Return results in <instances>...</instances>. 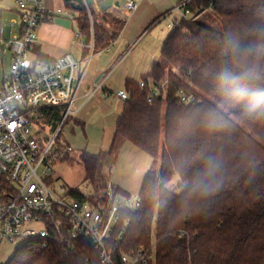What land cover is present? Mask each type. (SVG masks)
Returning <instances> with one entry per match:
<instances>
[{"label": "trees", "instance_id": "16d2710c", "mask_svg": "<svg viewBox=\"0 0 264 264\" xmlns=\"http://www.w3.org/2000/svg\"><path fill=\"white\" fill-rule=\"evenodd\" d=\"M186 9L202 13L191 20L173 19L161 49L166 66L156 64L140 79L143 87L140 80L127 81L111 148L79 150L94 194L75 187L69 194L100 198L107 184L101 172L107 155L129 141L152 163L139 204L120 209L107 243L115 258L121 251L154 245L153 259L142 264H264V0H192ZM92 17L91 25L81 7L75 19L86 44L92 42L98 51L116 33L102 22L109 15L92 12ZM31 53L35 60L52 62L36 46ZM154 89L157 94L149 102ZM180 90L194 100L181 101ZM62 113L61 107L48 108L41 119L54 129ZM72 151L61 160L73 159ZM173 176L177 187L165 186ZM4 264L103 263L90 239L79 236L65 243L22 241Z\"/></svg>", "mask_w": 264, "mask_h": 264}, {"label": "built area", "instance_id": "2783aa9c", "mask_svg": "<svg viewBox=\"0 0 264 264\" xmlns=\"http://www.w3.org/2000/svg\"><path fill=\"white\" fill-rule=\"evenodd\" d=\"M191 1L178 0L173 9L182 10V18L186 19V14L190 13L186 6ZM65 2L68 3L65 8H48L46 0H15L14 11L18 17L6 22L2 20L4 10L0 8V68L3 69L0 81V245L16 239L37 238L65 243L67 239L85 236L98 250L103 264L147 263L154 257V245L121 251L115 258L107 244L120 220V209L127 203V200L115 198L116 187L107 183L100 198L80 200L70 196L69 189L64 187L61 188L65 191L62 196L56 194L49 181L53 164L73 150L60 133L62 125L74 111L80 62L70 52L50 63L35 60L31 52L37 43V28L42 22L59 15L76 23L77 9L72 4L84 7L91 25L93 23L92 9L87 0ZM120 2L128 12L137 7L135 0ZM201 13L197 12L191 19ZM80 32L79 29L78 35ZM138 40L132 42L115 64L103 72L96 87L130 54ZM87 46L93 51L92 42ZM6 54L9 55L7 71L2 67ZM144 85L145 82L140 80V86ZM116 94L122 101L127 98L125 88ZM156 94L157 90H152L148 101ZM179 95L181 101L194 100L192 94L182 90ZM56 106L63 110L59 128L55 127L48 134L44 131L48 125L41 119L42 112ZM58 142L65 147L59 149ZM138 204L139 199L134 205ZM123 231L124 228L121 234Z\"/></svg>", "mask_w": 264, "mask_h": 264}, {"label": "crops", "instance_id": "0c3cea01", "mask_svg": "<svg viewBox=\"0 0 264 264\" xmlns=\"http://www.w3.org/2000/svg\"><path fill=\"white\" fill-rule=\"evenodd\" d=\"M135 1L136 9L128 12L120 0H87L92 12L98 17L109 15L108 18L102 19V22L106 28L116 33L114 40L102 50L90 51L84 33L81 31L78 35V25L65 16L59 15L44 21L37 28L35 46L49 61L70 52L80 62V81L74 111L69 120L71 132L75 126L80 127L86 142L93 135L98 136L101 133L102 136L107 135L110 140L108 142L112 143L115 126L124 105L116 92L125 88L127 81H139L140 77L151 72L162 60L161 49L165 39L157 42L146 27L161 14H169L175 6L174 0ZM46 6L65 8L66 4L65 0H46ZM118 20L122 21L121 26L118 25ZM137 38L139 40L130 54L115 66L99 87H96L95 84L100 82L103 72L115 64L120 54ZM64 139L71 144L68 137Z\"/></svg>", "mask_w": 264, "mask_h": 264}, {"label": "rangeland", "instance_id": "374dc122", "mask_svg": "<svg viewBox=\"0 0 264 264\" xmlns=\"http://www.w3.org/2000/svg\"><path fill=\"white\" fill-rule=\"evenodd\" d=\"M177 2L178 0H174V5H177ZM0 7L4 10L2 12L3 22L18 17V14L13 11L16 7L15 0H0ZM182 12V10L175 8L154 25H148L146 29L148 31L150 30L156 41L160 43L161 39H166V37L170 34L173 19L176 18L179 20L182 18ZM192 16V13H187L186 19L191 20ZM0 56H2L1 49ZM8 62L9 55L6 54L3 56L2 66L5 68V71H7ZM160 63L163 64V66H166L162 60ZM2 71L3 69L0 68V81ZM136 81H138V79H136ZM162 111L164 112V107L162 108ZM59 124L60 122L57 124L55 129L59 128ZM52 129L53 128L50 126H45L44 131L51 134L54 131ZM70 129L71 123L70 120H67L62 125L60 135L65 138H69L70 143L74 148L72 151L73 159L68 161L57 160L52 166L49 181L52 182L53 190L60 196H62L65 192L61 189L62 187H64L65 190L75 187L83 194H94L92 185L85 179V169L78 159V153L81 149H87L92 153H99L104 150L108 151L111 148V143L108 142L110 140L107 138V135L105 137V135L102 136L100 133L98 136L93 135L86 142L80 127L78 128L75 126L72 132ZM151 163V157L146 152L133 143L126 141L121 146H116L113 151L107 155L102 166V177L105 183L118 187V191H114L115 198L127 200L126 205H131L139 199L142 180L145 172L151 166ZM157 172H160V165L157 166ZM177 181L178 177L173 176L164 181V184L165 186L176 188ZM104 192L105 188L99 191L98 194H100V197L104 195ZM37 227H40V225ZM21 242L22 240L16 239L12 243H2L0 245V264H4L8 260Z\"/></svg>", "mask_w": 264, "mask_h": 264}, {"label": "clouds", "instance_id": "9594fccd", "mask_svg": "<svg viewBox=\"0 0 264 264\" xmlns=\"http://www.w3.org/2000/svg\"><path fill=\"white\" fill-rule=\"evenodd\" d=\"M249 74L256 77L257 79L261 78L255 71H252Z\"/></svg>", "mask_w": 264, "mask_h": 264}, {"label": "water", "instance_id": "95a60500", "mask_svg": "<svg viewBox=\"0 0 264 264\" xmlns=\"http://www.w3.org/2000/svg\"><path fill=\"white\" fill-rule=\"evenodd\" d=\"M72 7H74L75 9H80V5L79 4H72Z\"/></svg>", "mask_w": 264, "mask_h": 264}]
</instances>
